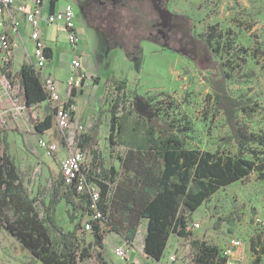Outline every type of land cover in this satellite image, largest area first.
<instances>
[{
	"label": "trees",
	"instance_id": "trees-1",
	"mask_svg": "<svg viewBox=\"0 0 264 264\" xmlns=\"http://www.w3.org/2000/svg\"><path fill=\"white\" fill-rule=\"evenodd\" d=\"M144 1L153 4L156 16L148 15L141 7ZM162 11L168 12L162 0H88L84 4L89 24L103 33L109 47L121 46L132 60L141 57V42L149 41L167 50L164 44L168 38L166 32L177 25L188 29V16L169 13L170 23L165 25L161 19ZM232 36L231 29L222 31L216 23L200 33L204 45L220 59V83L212 98L215 108L222 110L230 127L231 133L222 140L224 143L233 142L235 152L220 147L213 151L188 147L181 136L183 128L179 129L169 114L165 117L167 128L164 133L150 123L149 117L144 119L138 115L129 122L127 114L119 116L116 112L124 94V81L110 79L117 97H111L109 102L108 138L112 142L113 136H119L125 150L120 157L122 176L112 165L104 167L96 160V151H92L93 159H90L86 176L99 187L97 210L101 216L92 217L94 209L90 206L89 194L78 191L73 184L64 185L58 172L54 181L51 179L50 199L47 203L42 202L44 210L40 215L34 208L38 199L29 197L22 187L17 165L0 138V229L21 243L41 264H88L92 254L82 244L85 232L99 247L106 233L111 232L131 243L139 223L147 219L143 251L151 259L158 261L162 258L168 240L174 234L189 239L196 264H224L226 257L222 255V249L193 237L192 231L186 227L192 213L220 188L242 180L252 172L264 180V136L237 120L239 111L250 115L258 110L257 104L244 96H232L226 88L231 76L226 70L224 50L233 59L246 50L243 47L235 49ZM254 50L258 51L257 48ZM48 52L47 49L50 58ZM16 77L21 89V105L30 114L34 107L47 99L40 74L32 63L22 62ZM76 91V87L70 89L67 103H73ZM154 98L150 96L147 101ZM32 123L34 132L42 134L52 127L53 110ZM90 141L96 143L90 135L76 137V144L82 149ZM110 182H115L112 190ZM61 200L71 207L68 214L73 224L71 229L64 230L54 220L53 205ZM83 220L90 222V231L85 230ZM223 221L232 226L235 219L232 214L220 216L214 221L213 228L218 229ZM251 248L255 250L253 241ZM257 252L256 264L264 254V238Z\"/></svg>",
	"mask_w": 264,
	"mask_h": 264
},
{
	"label": "rangeland",
	"instance_id": "rangeland-1",
	"mask_svg": "<svg viewBox=\"0 0 264 264\" xmlns=\"http://www.w3.org/2000/svg\"><path fill=\"white\" fill-rule=\"evenodd\" d=\"M162 2L166 6L168 0ZM174 4L176 6L170 5V8L166 6L168 14L188 16V29L184 30L177 25L176 28L168 30V38L164 43L167 50L149 41L141 42L142 55L134 60L128 58L121 46L109 47L102 32L83 18L85 43L78 45V58L86 66L87 83H93L90 75L103 77L105 73L114 81L121 76L123 79L124 76H129L135 63L136 76L126 85L119 102L120 107L116 108L119 116L127 114L128 117H149L150 123L164 133L167 128L165 117L169 114L175 120V125L179 129L183 128L181 136L188 147L210 151L220 147L233 153L236 145L233 142L224 143L222 140V137L231 133L230 127L222 110L215 108L212 98L213 91L220 83V59L204 45L200 33L205 31L208 25L216 23L222 31L232 30L235 49H246L238 53L236 59L224 50L225 60L227 59L226 70L231 76L226 88L231 95L247 97L257 104L258 110L250 115L239 111L237 120L246 124L249 130L264 136V20L258 19L257 12L253 9L250 11L242 4V0H176ZM141 7L148 15H157L150 1L142 2ZM64 42L54 55L53 69H46L52 73L55 82L58 80L57 87H61L60 92L69 89L66 80L72 58L70 45ZM255 48L258 49L257 52ZM108 60L112 61V67ZM16 68L12 60L9 70L0 69V138L17 165L22 187L29 197L38 199L34 202V208L42 215V202L47 203L50 199L51 179L54 181L55 174L59 173L61 153L47 154L38 146L32 122L51 113V109L48 102H41L35 107L36 117H33L21 108L20 87L14 74ZM87 87L85 86L83 95L76 98L77 112L85 117L91 111L87 99L92 98L93 94V90ZM105 87H111V84ZM114 91V88L112 92L106 89L105 96L101 98L93 116H89L88 121L92 124L96 122V129L99 128L100 131L96 133V143L90 141L89 147L84 150L89 154V158L93 157L92 151L95 150L98 162L101 161L105 167L112 165L115 172L122 176L120 157L125 148L120 143L119 136H113L112 142L108 138L110 113L109 107L104 105L107 97H117ZM150 96L155 98L147 101ZM138 100L143 105L141 111L137 105ZM86 123L84 122L82 127L90 128V124L86 126ZM78 125L73 124L71 129ZM78 131L79 129L76 132ZM50 133L55 136L58 133L57 128H53ZM114 186L115 182H110L111 190ZM53 207L56 224L64 230L71 229L73 224L68 218L71 207L63 200ZM227 214L233 215L234 224L230 226L223 221L218 229H214V221ZM257 217L264 221V180L258 179L256 173L252 172L244 179L220 188L197 208L191 215L190 223L198 222L199 227L190 231L193 237L204 239L220 249L230 238L240 239L242 245L234 251L232 264H256L255 257L264 238V226L255 223ZM85 234L86 243L83 239L82 244H85L92 254L87 260L88 264H100L98 261L102 260L109 263L120 257L114 253V248H111L109 243H106L105 247L95 246L91 235L88 232ZM134 238L138 245L142 244L144 230L140 223ZM251 241L255 250L251 248ZM168 242H175L177 250L186 258L192 257L193 250L188 238L172 234ZM14 243L17 248L13 246L10 254H0V264H32L26 262V258L30 256L27 249L16 240ZM17 251L18 254L15 255ZM9 255L16 256L17 260H10ZM34 264L41 263L34 260ZM257 264H264V254L260 255Z\"/></svg>",
	"mask_w": 264,
	"mask_h": 264
},
{
	"label": "built area",
	"instance_id": "built-area-1",
	"mask_svg": "<svg viewBox=\"0 0 264 264\" xmlns=\"http://www.w3.org/2000/svg\"><path fill=\"white\" fill-rule=\"evenodd\" d=\"M0 13L5 16L0 21L2 31L0 33V67L9 70L12 61L13 43L10 35L17 32L18 19L16 13L21 14L22 20L29 27V38L32 42L31 62L39 72L41 82L47 94L48 103L51 105L55 124L58 129L59 140H51L43 137L38 138V146L43 148L47 154L58 152L61 148L60 143L65 142L66 152L59 161V174L63 184L74 185L78 191H86L90 196V206L94 209L93 218L100 217L101 213L97 210V202L99 200V187L96 183L87 179L86 173L89 169V154L76 144V131L82 130V125L72 128L73 126V103L63 102L59 104L60 95L57 90L55 79L50 74L43 75V67L48 60L47 45L42 36V23L47 25H61L66 33L67 41L73 50V58L71 65L72 73L67 78V85L71 89L80 85L83 79L79 66L78 58V33L75 24V10L71 2H65L60 9L43 13V0H32L31 3L26 0H0ZM111 87H114L112 84ZM21 108L24 110L23 106ZM86 158H89L88 161ZM255 223L264 226V221L255 218ZM86 231L91 230V224L87 220H83ZM199 227L198 222H191L186 227L188 230ZM169 245V242H168ZM242 245L241 240L230 238L222 248V255L226 257L224 264H232L231 257L234 251ZM129 244L115 247L114 253L122 258L127 256ZM158 264H196L193 260V254L190 259L181 254L176 245L170 248L167 253L163 254Z\"/></svg>",
	"mask_w": 264,
	"mask_h": 264
},
{
	"label": "crops",
	"instance_id": "crops-1",
	"mask_svg": "<svg viewBox=\"0 0 264 264\" xmlns=\"http://www.w3.org/2000/svg\"><path fill=\"white\" fill-rule=\"evenodd\" d=\"M68 1L73 4L74 10H75V19L74 20H75V24H76V30L78 33V37H79L78 45L80 44L82 46L85 43L84 42L85 27L83 25V18L85 20V17H83V6L87 0H43V13H46L48 11H53L56 9H60L63 6V4L65 2H68ZM175 1L176 0H168V2L166 3V6L169 8H170V5L176 6V4H174ZM177 1H179V0H177ZM26 2L31 3L32 0H26ZM242 4L244 6H247V8L249 10L253 9L255 12H257L256 16L258 19L264 20V17H263V15H264L263 14V12H264V0H242ZM15 17H16V19H18V22H19L18 27H17V32L10 35L11 41L13 43L12 60H13L14 64L17 66L14 74H16V72L19 69L22 62H29L30 63L32 60V58H31L32 57L31 56V54H32V42L29 38V27L24 22V20H22L21 14L16 13ZM3 18L5 20V16H3L0 13V21ZM1 31H2V28L0 26V33H1ZM42 36L45 40V43L47 45V49L49 51L48 53L50 56V58H48L46 64L43 67V75L50 74L52 76V73L48 72L46 69H49V70L53 69L52 60L54 58L55 53L57 52V48L64 41L65 42H68V41L66 38L65 30L61 25H47L45 23H42ZM65 42H64V44H65ZM77 48H78V46H77ZM70 50L72 51V58H73V56H74L73 50L71 48H70ZM79 53H80V50H79ZM72 58H71V60H72ZM108 61L110 62V67H112V64H111L112 61H110V60H108ZM82 65H83V62L80 61L79 69H80L81 73H83V79H82L81 84L76 86V89H77L76 95L73 97V105H74L73 124L78 123L79 125H82L84 122H87L86 126L90 124L91 127L87 128V129L82 128V130H79L78 133L76 132L77 136L80 134H85V135L92 136V138H95L96 133L99 132L100 130H99V128L96 129V125H95L96 122L94 124H92V122L88 121L89 116H91V117L93 116L97 105L101 101V98L103 96H105L104 95L106 93L105 90L107 89L108 91L112 92L114 87H105L107 84L112 85L111 81H109L112 78H108L107 73H105V75L103 77H93L90 75L93 83H92V85L87 83L86 66L85 65L82 66ZM72 71H73V67L71 65L69 75L72 73ZM11 74H12V71H11ZM126 74L128 75V72ZM135 76H136V67H135V63H134V67L132 69V72L130 71L129 76H127V77L124 76L123 79L121 76V77H119L118 80L124 81V84H125L124 89H126V85H129V83L131 81H133ZM52 77L54 78V76H52ZM17 81H18V78H17ZM57 85H58V80L56 81V86ZM18 86L20 87L19 82H18ZM85 86H88L87 88L93 90L92 98L88 97V99H87L89 102V107H91V111H90V114L86 117L84 116V114H81V115L78 114V112H77L78 105L76 102V98L83 95ZM93 86H95V87H93ZM60 88L61 87H57V90H58L59 95H60L59 104L63 103V102H67L69 99V96H70V88L67 91L64 90L63 92L59 91ZM144 88H147V87H144ZM20 93H21V89H20ZM114 93H115V91H114ZM110 99H111L110 97L106 98L107 103L105 102V104H104L106 107H109ZM42 102H48V101L44 100ZM49 106H50V109L52 111L50 104H49ZM30 114H32L33 117H36L35 116V107L31 110ZM137 118L138 117H128L129 122H132V120L137 119ZM145 118H147V117H144V119ZM109 119H110V115H109ZM53 128H57L56 124H55L54 115H53L52 127L45 130L42 134L36 133L37 134V140L39 137H43V138H47V139H51V140H59L58 133L55 134V136H53V134L50 133V131ZM57 132H58V129H57ZM19 133H20V131H19ZM108 135H109V130H108ZM89 144L90 143H88L86 145V149L89 147ZM60 145H61V148L58 152L61 153V158H62L66 152L65 142L62 141L60 143ZM140 225L142 226V228L144 230V235H145L146 226H147V219H142L140 222ZM83 239H84V243H86V234L83 235ZM106 239H107V241H106ZM106 243H109L111 248H115V247L124 246L127 242L123 238L118 236L117 234L111 232L105 236V238L102 241L101 247H105ZM128 244H129V251L127 253V256L124 258L119 257L118 259L116 258L115 260H111V261H109V264H158L159 260L158 261L153 260L144 253V251H143L144 242H142V244L138 245L136 242V238H134L133 241L131 243H128ZM14 245H15V243H14V239L12 238V236L9 235L5 230L0 229V254H6L7 252H9V254H10L13 251L12 247ZM175 245H176L175 242L173 244H170V242H169V245H167V248L165 249L164 254L170 248L174 247ZM95 246H97V245H95ZM14 248H17V247L14 246ZM139 249H141V251ZM17 254H18V251L15 253V255H17ZM22 254H24V253L22 252ZM9 259L10 260H14V259L17 260V257L9 255ZM26 260H27L26 262L34 264V259L31 256L27 257ZM98 262L101 264L102 262H106V261L102 260V261H98Z\"/></svg>",
	"mask_w": 264,
	"mask_h": 264
},
{
	"label": "water",
	"instance_id": "water-1",
	"mask_svg": "<svg viewBox=\"0 0 264 264\" xmlns=\"http://www.w3.org/2000/svg\"><path fill=\"white\" fill-rule=\"evenodd\" d=\"M161 19H162L163 24H165V25L170 23V15L168 14L167 11L161 12ZM138 108H139V111H141V108L139 106H138Z\"/></svg>",
	"mask_w": 264,
	"mask_h": 264
},
{
	"label": "flooded vegetation",
	"instance_id": "flooded-vegetation-1",
	"mask_svg": "<svg viewBox=\"0 0 264 264\" xmlns=\"http://www.w3.org/2000/svg\"><path fill=\"white\" fill-rule=\"evenodd\" d=\"M88 1V0H87ZM86 1V2H87ZM85 4V3H84ZM83 15H84V17H85V20H87V18H86V15H85V12H84V6H83ZM88 22V21H87ZM89 23V22H88ZM188 56H189V54H187ZM187 57V56H186ZM189 59V58H188ZM137 105L141 108V109H143V105H142V102L140 101V100H138L137 101Z\"/></svg>",
	"mask_w": 264,
	"mask_h": 264
}]
</instances>
